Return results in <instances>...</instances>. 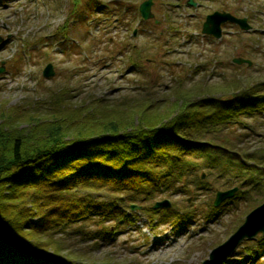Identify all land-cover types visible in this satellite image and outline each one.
<instances>
[{"label": "rangeland", "instance_id": "rangeland-1", "mask_svg": "<svg viewBox=\"0 0 264 264\" xmlns=\"http://www.w3.org/2000/svg\"><path fill=\"white\" fill-rule=\"evenodd\" d=\"M142 1L0 0L4 38L0 66L5 62L0 73V122L1 114L13 106L42 107L57 94L70 99L74 108L86 107L85 114L100 104L135 106L144 100L167 113L176 110L185 96L227 97L257 86L258 93L264 94V0H195V6L187 0H154L152 11L161 24L141 17ZM216 10L246 17L251 29L244 31L227 22L220 39L203 34L206 16ZM236 56L252 64L235 63ZM49 63L55 74L45 77L43 70ZM255 113L203 134L199 141L213 137L226 142L224 138L229 137L233 151L262 149L264 154V110ZM190 137L199 139L194 134ZM190 158L198 164L187 178L193 185L141 200L139 210L123 202L121 210L130 215L129 220L120 221L122 214H114L72 224L78 227L57 235L61 255L75 264H187L195 254L197 264H203L264 201V158L257 160L256 171L238 170L226 158L215 163L203 155ZM245 161L255 163L256 159ZM234 186L245 197L207 219L216 188ZM117 192L105 187L95 197H120ZM163 199H169L171 207L149 215L147 210ZM168 210L187 221L162 220ZM98 225L121 228L113 237L99 240L90 236ZM248 249L253 257L247 255ZM211 264H264V235L242 240L231 255Z\"/></svg>", "mask_w": 264, "mask_h": 264}, {"label": "trees", "instance_id": "trees-1", "mask_svg": "<svg viewBox=\"0 0 264 264\" xmlns=\"http://www.w3.org/2000/svg\"><path fill=\"white\" fill-rule=\"evenodd\" d=\"M258 88L239 89L227 97L185 96L167 113L144 100L135 106H93L87 118L86 107L74 108L70 99L57 94L43 104L45 109L13 106L1 114L0 264H75L61 255L58 233L93 217L100 221L122 214L120 221L129 220L121 210L123 202L130 207L192 185L187 178L198 164L191 155H203L212 163L226 158L238 170H258L262 149L233 151L229 137L226 142L213 137L199 141L203 134L264 110ZM193 134L199 139L192 140ZM247 158L256 161L248 163ZM105 187L120 197H95ZM245 195L238 191L220 208L239 204ZM168 212L162 220L186 221L178 212ZM120 226L98 225L88 234L99 240L113 237Z\"/></svg>", "mask_w": 264, "mask_h": 264}, {"label": "water", "instance_id": "water-1", "mask_svg": "<svg viewBox=\"0 0 264 264\" xmlns=\"http://www.w3.org/2000/svg\"><path fill=\"white\" fill-rule=\"evenodd\" d=\"M189 3L195 4L193 0H188ZM153 0H145L140 5V11L144 19H149L154 17V13L152 12ZM226 21H232L237 23L241 29L249 30L251 25L248 23L246 17H237L230 12L227 11H214L213 13L207 15L206 21L203 24V32L207 34H212L216 37H221L222 35V23ZM157 23H160V20H156ZM2 37L0 36V41H2ZM234 61L237 63L248 62L251 64V61L242 57L234 58ZM4 70V67H0V72ZM55 71L53 69V65L49 63L43 74L47 77L54 75ZM237 191V187L229 189V190H219L217 192V196L215 199V205L218 206L225 199L234 196ZM171 202L168 199L158 201L155 203L154 208L160 207H170ZM134 209H139V206H133ZM260 231L264 233V202L250 211L245 221L241 224V226L229 237L227 241L223 244L217 246L210 254V258L206 259L203 264H211L222 260L229 256L235 248L239 245V243L245 238H252L256 236Z\"/></svg>", "mask_w": 264, "mask_h": 264}, {"label": "bare ground", "instance_id": "bare-ground-1", "mask_svg": "<svg viewBox=\"0 0 264 264\" xmlns=\"http://www.w3.org/2000/svg\"><path fill=\"white\" fill-rule=\"evenodd\" d=\"M198 255V254H197ZM199 257V256H198ZM187 264H197V259L195 254L192 255V258L189 259V261L187 262Z\"/></svg>", "mask_w": 264, "mask_h": 264}]
</instances>
